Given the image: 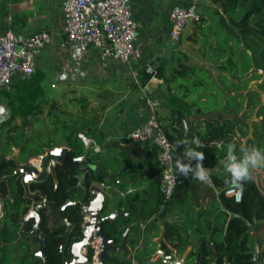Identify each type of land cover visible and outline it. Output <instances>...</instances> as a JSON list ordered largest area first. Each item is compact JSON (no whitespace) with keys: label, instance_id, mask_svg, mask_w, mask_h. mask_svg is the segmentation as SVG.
Returning <instances> with one entry per match:
<instances>
[{"label":"trees","instance_id":"16d2710c","mask_svg":"<svg viewBox=\"0 0 264 264\" xmlns=\"http://www.w3.org/2000/svg\"><path fill=\"white\" fill-rule=\"evenodd\" d=\"M206 1L214 5L210 9L211 12L208 11V3L200 0V18L192 22L189 32L184 37L196 46L203 58L213 63L214 70L190 64L188 55L182 50L177 51L176 56L171 55L165 59L160 65L161 76L156 94L160 103L170 108L169 121L167 123V121L161 122L159 117L157 119L174 150L183 155L185 146L178 147L177 142L194 141V137L197 136L202 146L198 150L205 154L203 164L211 170V175L229 177L221 163L226 157L228 143L236 144L237 154L241 145L264 148V72L259 71L264 69V0ZM207 12L212 17H214L212 14L216 16L210 22L207 21ZM168 61H173L172 66L166 65ZM213 72L220 79L219 81L212 78ZM260 77L259 89L248 88L246 92L243 91L250 80ZM261 98L263 101H260ZM75 101L81 102L82 107L81 113L76 115L78 116L76 120L66 119L62 113L55 111L57 108L53 101L48 108V115H51L53 123L68 126V130L62 133L64 138L62 140L65 142H70L79 133L87 131L93 122L94 109L87 108L88 101L85 97H76ZM45 104L47 100L41 98L32 106V112L37 114L42 111ZM252 105L256 106L258 118L249 121L248 107ZM191 110L201 111L203 117L195 116V114L188 116ZM183 118L187 122V130L182 125ZM27 122L24 118L18 129L16 126H12L7 131L0 129V158H2L0 176L12 167V160L6 158L12 144L20 147L22 157L37 153V149L29 145L35 140L28 139L29 134L24 129ZM243 137H246L244 141ZM221 141L224 146L218 149L215 145ZM107 144H113L122 149L128 158L138 157L144 145L152 150L151 156L128 169L132 172L133 182L136 183L138 180V185H142L139 187L140 193L137 187L134 196L129 190L125 198L126 204L134 205V215L137 218H149L150 223L156 222L158 218L155 215L161 205L166 202H169L171 206L177 204L181 211L184 208L193 209L186 206L190 190L195 187L191 176L184 177L176 171L177 182L173 194L169 199L164 198L160 189L161 167L156 157L154 144L146 141H132L125 136L110 140ZM192 146L191 143L188 145V147ZM74 153H80V151ZM100 156V153H96L94 159H100ZM102 165L116 166L118 162L106 158L102 161ZM141 180L144 183H140ZM251 181L258 194L264 199V168L253 170ZM212 191V186L204 184V196ZM64 195H66L65 192ZM212 196L206 208L196 211L200 222L194 226L198 238L191 254L200 253L198 263L222 264L223 259L227 258L233 264H255L257 258H264V248L258 256L254 253V241L250 228L259 222H256V219L252 217L251 209L244 204L246 192L244 191L240 202H234L225 196L223 191L221 199L215 198L214 193ZM214 204L217 205V211L212 223L209 209ZM219 206L221 209L218 208ZM179 213L176 220H164V240L161 241L162 248L178 253L184 248L186 226L192 221L189 218H182ZM61 228V226H43L45 242L43 248L45 260L43 261L37 255H24L28 245L13 242L16 232L11 230L5 218L0 227V264H63L64 257L59 250L61 236L57 234ZM106 230L112 233L107 224ZM134 234L137 238L140 236L139 228ZM166 241L170 243V246ZM92 252L93 248L90 247L89 254L91 255ZM143 252V246H139L136 250L138 259H141ZM149 259L150 255H146L145 259L141 260ZM131 262L130 257H120L113 264H131ZM162 264L170 263L162 261Z\"/></svg>","mask_w":264,"mask_h":264},{"label":"crops","instance_id":"0c3cea01","mask_svg":"<svg viewBox=\"0 0 264 264\" xmlns=\"http://www.w3.org/2000/svg\"><path fill=\"white\" fill-rule=\"evenodd\" d=\"M177 1L179 0H130L133 17L137 24L135 46L139 54L124 63L113 52L102 55L101 49L94 44H89L85 49L70 48L64 31L62 0H0V34L6 30H12L19 38L38 31H46L50 35V42L35 56L36 65L32 74L26 78L16 76L9 89H0V107L6 110L5 113L0 114V124L3 122L6 124L4 130L7 131L12 126L20 128L24 118L30 124V121L35 118L32 106L36 102L41 98H45L47 102H54L57 96L65 91L74 94L70 99L75 100L76 97L83 96L90 101V108L94 109L93 122L84 133L94 138L95 144L99 146L103 143L104 147L110 140L126 137V133L147 116L145 96L157 98L161 63L171 55L176 56L179 50L188 55V60L191 57V50L198 51L196 46L184 37L189 32L193 21L183 31L181 42H173L169 36V11ZM166 53L169 54L167 58L164 57ZM172 64L173 61L166 63L167 66ZM147 66L151 68V72L145 71L144 68ZM136 69L139 76L135 79L132 72ZM52 88H57V91H52ZM42 112L48 115L46 104ZM169 113V106L163 103L156 106V115L161 122L168 123ZM191 114L203 117L201 111L191 110L188 116ZM195 138L198 139L197 136L194 140ZM151 154L152 150L144 145L141 147L138 158L143 160ZM211 178L214 192L206 196H204V184L193 180L195 187L190 190L186 201V206L193 209L184 208L181 211L177 204L171 206L169 202H166L161 205L155 215L158 218L156 222L150 223L149 218L139 219L138 240L134 243L130 242L129 255L119 254V258L130 257L133 261V253L139 246L144 248L141 259L150 255L149 260H141L138 259L137 254L139 264H146L161 257L157 249L161 247V241L164 240V220H176L180 212L182 218L192 220L186 226L184 248L179 253L174 250L166 251L173 252L185 262L196 261L199 264L200 253L191 254L198 238L194 226L200 222L196 211L207 207L213 197L212 193L215 198H222L227 177L211 175ZM140 186L142 185H138ZM218 208L221 209V206ZM216 211L217 205L214 204L209 209L212 223L215 220ZM252 217L254 218L253 214ZM256 222L259 224L252 226L250 231L254 241V253L258 256L264 248V218L257 217ZM166 243L170 246L168 241ZM255 264H264V258H257Z\"/></svg>","mask_w":264,"mask_h":264},{"label":"built area","instance_id":"2783aa9c","mask_svg":"<svg viewBox=\"0 0 264 264\" xmlns=\"http://www.w3.org/2000/svg\"><path fill=\"white\" fill-rule=\"evenodd\" d=\"M64 13V31L70 48L85 49L94 44L101 49L102 55L113 52L120 61L127 63L132 57L138 56L135 46L137 24L134 20L130 0H62ZM201 15L200 0H179L169 11V36L178 42L187 22L198 20ZM50 42L46 31H38L19 38L12 30L0 34V89H9L14 77L26 78L35 69V56L40 49ZM151 72V68H144ZM136 79L138 70L132 72ZM148 109L146 118L126 133L132 141H146L156 147V157L160 164V189L165 199L171 198L177 182V172L172 159L173 145L164 133L156 116V106L160 100L145 96ZM182 125L187 129L183 118ZM86 146H91L95 139L84 132L78 134ZM82 154L74 159L81 160ZM223 194L234 202L243 199V189L223 187ZM239 197V199H237ZM163 262L168 259L161 256ZM91 264H98L96 249L90 256ZM131 264H135L134 261ZM222 264H233L227 258Z\"/></svg>","mask_w":264,"mask_h":264},{"label":"flooded vegetation","instance_id":"af4514ba","mask_svg":"<svg viewBox=\"0 0 264 264\" xmlns=\"http://www.w3.org/2000/svg\"><path fill=\"white\" fill-rule=\"evenodd\" d=\"M77 137H73L70 142H65L62 140L64 139L62 136H43L40 140L29 143L30 146L32 145L33 148L37 149V153L34 155L29 154L26 157H22L19 146L11 145L9 154L13 152V148H18L17 156L19 161L26 162L35 178L23 181V173L15 172L17 169L15 161L13 158H9L12 160V167L5 174L11 175L8 179L0 182V194H2L0 199L2 209L0 227L4 223L5 218H7L11 230L16 232L13 242H20L24 246L28 245L24 255H37L43 261L45 260L43 249L45 242L42 246V255H39L36 253L39 243L31 241L32 235L30 231L33 228V223H36L40 228L39 235L43 238V241L42 231L44 225L48 227L61 226L62 228L57 233L59 236L69 226L66 233V242L62 245L64 238L61 236L59 243V250L63 257L65 258L69 255L67 243L74 238H78L80 234V221L83 218L81 204L88 200L90 186L95 183L102 187L106 194L115 190L112 189L113 185L120 190L122 189L119 196L121 200L119 210L124 213L130 222L135 223L133 232L138 228V220L134 215V205L126 204L125 202L129 190L132 196H134L136 191V188H133L132 185L127 189L128 182L132 181L127 179L126 168L118 162V159H113L118 162L116 166H103L102 161L107 157L101 155L100 159H94L96 153L101 154V147H97L95 141L91 146L79 144ZM55 145L66 146L67 149L64 154H56L49 157L43 163V168L36 165L35 161H38L37 155L45 153L46 148H52ZM76 151H80V153H74ZM77 154H82L81 160L74 159ZM115 191L118 190L116 189ZM64 192L66 195L63 196ZM66 200H69V203L61 210H58ZM48 202H52L53 205L51 206ZM125 216L115 217L114 230L109 233L116 237L114 242L116 245L122 239L126 226ZM129 235L132 236V234ZM90 247L88 246L84 249V252L89 257L91 256L89 254ZM117 253L119 255L121 251Z\"/></svg>","mask_w":264,"mask_h":264},{"label":"water","instance_id":"95a60500","mask_svg":"<svg viewBox=\"0 0 264 264\" xmlns=\"http://www.w3.org/2000/svg\"><path fill=\"white\" fill-rule=\"evenodd\" d=\"M169 54L166 53L164 57H168ZM260 72H264V69H259ZM176 114V112H175ZM29 127L28 125L26 126ZM198 141L197 138H195ZM67 149L64 145H55L52 148H46L45 153H41L37 155L38 161H35L36 165H39L43 168V163L49 157H52L56 154H64ZM18 148H13V152L11 154H6V158H13L17 169L15 172L23 173V181L29 178H35L31 173V169L26 165V162H20L17 156ZM182 156L176 151L172 152V159L175 164V161ZM2 158H0V161ZM186 162V161H185ZM35 170V169H34ZM36 171V170H35ZM11 174H4L0 176V182L2 180H6L10 177ZM109 192H107L108 194ZM105 190L99 185L91 184L90 186V196L88 200L84 201L81 204V213L83 215L82 220L80 221V234L78 238H74L69 243H67L69 255L63 259V264H91L89 255L84 252L88 246L96 249V259L98 264H113L118 258V251H121L123 256L129 255V245L130 242L134 243V241L138 240L136 235L134 234L135 223L130 222L129 219L124 215V213L120 212L119 207L121 205V200L117 199L116 201H112L107 196ZM0 194V199L2 198ZM51 206L52 202H48ZM69 203V200H66L65 203L59 207L58 210H61ZM53 208V207H52ZM2 213L1 209V200H0V214ZM125 216L126 226L124 228L122 239L118 245L114 244L116 241V237L110 235L106 231V224L110 230H114V221L116 216ZM69 226H67L66 230L60 233V236L64 238L62 245L66 242V233L68 231ZM40 228L36 223H33V228L30 231L32 235L31 241H35L39 243L38 251L36 252L39 255H42V246H43V238L39 235ZM129 234H132L130 236ZM158 255L163 256L168 259L170 264H197L196 261L185 262L183 259L178 258L176 254L173 252H167L166 250L159 247L157 249ZM133 261L135 264H139L137 262V253H133ZM150 264V262L146 263Z\"/></svg>","mask_w":264,"mask_h":264},{"label":"rangeland","instance_id":"374dc122","mask_svg":"<svg viewBox=\"0 0 264 264\" xmlns=\"http://www.w3.org/2000/svg\"><path fill=\"white\" fill-rule=\"evenodd\" d=\"M201 2H207L206 0H201ZM209 5V13L211 12L210 9L213 8V3L207 2ZM214 17L210 16L208 14V12L206 13V17H207V21L210 22L212 20V18H215L216 16L214 14H212ZM191 24V22H187L185 27H184V31L185 29L188 28V26ZM182 38V37H181ZM180 42L182 41L181 39L179 40ZM193 49V48H192ZM190 59L188 60V62L190 64H197V65H201V66H209L208 68L212 69L213 68V63L207 61V59L203 58L202 56H200L201 54H199V51L191 50L190 51ZM214 70V69H212ZM212 74V78L215 79L216 81H219L220 79L218 77H216L215 72L211 73ZM261 81V77L260 78H255L252 79L248 82V85L246 88L243 89V91L246 92V89H259L258 86V82ZM261 90V89H260ZM52 91H57V88H52ZM262 92V91H261ZM72 93L70 92H61L59 94V96H57L56 101H54V104L56 106V110L57 112H60L64 115V117L66 119H71L74 118V120H76V118L78 116H76L77 114L81 113L82 111V107H81V102H77L73 99H70L71 97L73 98ZM196 95V94H195ZM260 101H263V98L260 99ZM51 101L47 102V108L51 107L50 103ZM92 104H94V102H92ZM90 101H88V105L87 108H90ZM249 110V117L248 120L251 121V119L253 118H258L256 116V106L252 105L248 107ZM43 112L40 111L37 114H35V118L34 120L30 121V124H28V126H30L27 128L25 126V131L29 134V138L30 140H40L43 136H62L63 131L68 130V126H64L62 124H55L52 122L51 120V115H42ZM5 122L0 124V129H4L5 127ZM252 130V125L250 126V131ZM243 141L246 139V137L242 138ZM78 143L79 144H83L82 140L77 137ZM103 143H101V145H99L101 147V155L103 157H107L108 159H118V162L123 165L124 168H126V176L128 181L131 180L132 182H128L127 185V189L130 188V186H134V188L138 187V180L136 181V183L133 182V180L131 179V171L128 170L130 169L134 164H139V162L141 161L138 157L135 158H128L126 157L124 151L118 147H116L115 145L111 144V145H107L104 146L102 145ZM84 145V144H83ZM97 147L98 144H96ZM98 151V150H97ZM230 177H227L226 180H228ZM225 180V181H226ZM140 183H143V181L141 180ZM112 189L114 190H118V191H110L107 196L109 197L110 195V199L112 201H116L117 199H119L120 197V192L122 191V189L120 190L118 187H115L114 185L112 186ZM138 192L140 193L141 190L138 187ZM243 191L246 192V196L244 199V204L247 205L250 209L252 208L251 212L254 216V218L256 219L257 217H262L264 218V199L258 194L255 185L253 184V182L250 180L248 182H246L243 185ZM137 220H139V218H137ZM138 228H140V226L138 225ZM140 230V229H139ZM161 257H159L156 261H154L152 264H162L161 261Z\"/></svg>","mask_w":264,"mask_h":264},{"label":"clouds","instance_id":"9594fccd","mask_svg":"<svg viewBox=\"0 0 264 264\" xmlns=\"http://www.w3.org/2000/svg\"><path fill=\"white\" fill-rule=\"evenodd\" d=\"M5 111L4 107H0V114L5 113ZM190 143L193 145L192 147H188ZM181 145L185 146L183 156L178 158L174 165L179 175H183L184 177L191 176L194 180L212 186L211 170L203 164L205 154L203 151L198 150L202 147L199 141H178L177 146ZM215 146L220 149L224 145L221 141ZM238 152L239 154H237L235 143H228L226 157L221 163H223L224 169L230 177L225 181V184L230 188L242 190L243 185L252 179V171L264 168V148L241 145Z\"/></svg>","mask_w":264,"mask_h":264}]
</instances>
